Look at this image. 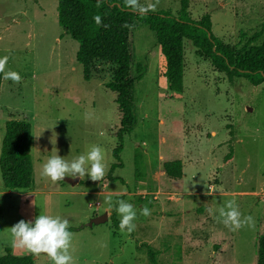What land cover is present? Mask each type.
<instances>
[{"label": "rangeland", "instance_id": "obj_1", "mask_svg": "<svg viewBox=\"0 0 264 264\" xmlns=\"http://www.w3.org/2000/svg\"><path fill=\"white\" fill-rule=\"evenodd\" d=\"M137 2L154 4L151 12L179 10V0ZM56 7L57 0H0V57H8L0 86V147L6 121L29 122L33 165L29 190H4L0 177V256L6 249L32 256L33 264H51L43 253L14 248L10 233L18 221L46 213L80 228L69 250L74 264H148L147 246L157 264H256L257 239L264 234V83L228 81L184 40L183 92L172 93L154 35L139 25L130 32L131 75L137 67L144 72L134 86L136 125L124 136L122 168L112 175L121 182H113L107 174L119 114L115 94L103 87L109 68L98 67L84 81L75 59L78 44L58 26ZM188 13L192 21L208 14L211 33L237 47L264 24V0H191ZM263 41L264 34L258 44ZM7 71L18 73L19 82L6 79ZM94 144L104 149L107 163L100 181L86 175L53 182L41 175L55 149L70 160ZM172 161L181 162L180 180L162 171V163ZM107 196L136 208L132 233L115 229L111 219L119 223V216L104 202ZM227 200H235L241 218L252 217L251 227L232 231L217 219L216 209ZM145 207L148 216L140 212ZM105 213V222L88 226Z\"/></svg>", "mask_w": 264, "mask_h": 264}, {"label": "trees", "instance_id": "obj_2", "mask_svg": "<svg viewBox=\"0 0 264 264\" xmlns=\"http://www.w3.org/2000/svg\"><path fill=\"white\" fill-rule=\"evenodd\" d=\"M190 1L179 0V10L172 15L166 11L141 14L127 7L126 0H57V24L65 35L78 44L75 59L82 68L84 81H89L98 67L105 65L109 68V80L103 87L115 94L119 114V126L114 134L117 145L112 151L114 163L107 174L113 182H121L112 175L122 168L120 154L124 136L130 134L136 125L134 86L142 79L144 72L137 67L136 75H131L130 32L139 25L154 35L164 62L162 75L172 93L180 95L183 92L184 40L191 43L199 58L208 61L213 70L223 74L228 81L241 78L253 87L264 83V41L258 44L264 34V24L241 46L232 47L211 33L208 14L197 21L190 19ZM95 16L100 17L99 24L94 20ZM2 76L0 70V86ZM31 145L29 122L12 119L5 122L0 147V177L4 190L26 191L31 188ZM230 160L231 151L225 158L226 162ZM134 167V178L139 181L143 173L140 172L136 156ZM161 168L171 180L182 178L180 161L164 162ZM111 220L115 229H119L117 220L113 217ZM79 230L69 228L72 233ZM146 256L148 264H157L156 255L149 246L146 247ZM0 264H33V259L30 255L14 256L7 250L0 256ZM256 264H264V234L257 239Z\"/></svg>", "mask_w": 264, "mask_h": 264}, {"label": "clouds", "instance_id": "obj_3", "mask_svg": "<svg viewBox=\"0 0 264 264\" xmlns=\"http://www.w3.org/2000/svg\"><path fill=\"white\" fill-rule=\"evenodd\" d=\"M126 6L132 10H138L143 14L149 10H154L155 5L149 4L147 7L139 6L137 0H126ZM94 20L100 23V17L95 16ZM7 56L0 57V70H3ZM6 79L19 82L20 76L14 71L4 73ZM107 170L105 151L99 145H92L85 153L66 159L55 154L48 156L46 162L41 166V175L53 182L63 181L65 177L85 178L92 181H100ZM109 209L115 210L119 216V229L121 232L132 233L136 224L137 210L133 204L118 199L113 201L111 196L105 197L104 201ZM217 219L229 230L236 231L245 224L252 226L251 216L241 218L238 205L235 200L223 202L217 209ZM141 214L148 216L150 210L145 207L140 210ZM212 212V209H209ZM69 221L59 215L40 213L33 220H20L10 228L12 246L23 249L34 255L45 254L51 264H74L73 256L70 253L72 232L69 231Z\"/></svg>", "mask_w": 264, "mask_h": 264}, {"label": "water", "instance_id": "obj_4", "mask_svg": "<svg viewBox=\"0 0 264 264\" xmlns=\"http://www.w3.org/2000/svg\"><path fill=\"white\" fill-rule=\"evenodd\" d=\"M107 214H103L102 216H99L97 218H94L92 219L89 223H88V226H91L93 224H100V223H103L107 220Z\"/></svg>", "mask_w": 264, "mask_h": 264}, {"label": "crops", "instance_id": "obj_5", "mask_svg": "<svg viewBox=\"0 0 264 264\" xmlns=\"http://www.w3.org/2000/svg\"><path fill=\"white\" fill-rule=\"evenodd\" d=\"M221 4H223V3H221ZM161 55V54H160ZM163 62V61H162ZM164 173V172H163ZM162 173V174H163ZM115 191H111V192H109V193H107V192H104V191H100L98 194H102V195H110V194H113ZM98 217V215H94L93 217H92V219H94V218H97ZM7 250L5 249L4 250V253L6 252ZM8 251H10V250H8ZM11 252V251H10ZM12 254V253H11ZM15 256V255H14Z\"/></svg>", "mask_w": 264, "mask_h": 264}]
</instances>
